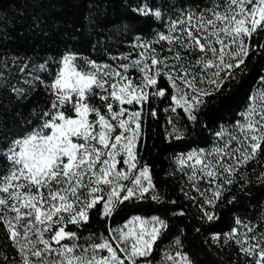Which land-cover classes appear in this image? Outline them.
Masks as SVG:
<instances>
[{
  "label": "snow or ice",
  "instance_id": "6c2138e0",
  "mask_svg": "<svg viewBox=\"0 0 264 264\" xmlns=\"http://www.w3.org/2000/svg\"><path fill=\"white\" fill-rule=\"evenodd\" d=\"M133 11L165 19L159 7L144 0ZM162 27L152 39L135 37V58L122 54L117 65L64 53L46 85L48 107L21 125L22 131L0 127V264H151L147 258L168 228L159 216L132 215L120 227H109L99 242L80 230L93 210L104 219L126 204L161 202L139 154L144 118L158 116L151 101L169 99L164 112L181 109L196 123L207 98L236 78L257 47L251 41L264 32V0H191L172 6ZM162 78L168 89L158 87ZM260 81L264 85V76ZM12 91L24 95L22 89ZM167 123L172 126L168 136L182 139L171 115ZM215 137L221 143L211 150L177 157L180 171L187 166L191 187L203 198L201 218L209 222L218 219L210 209L226 186L237 175L248 183L242 169L264 155V88L250 93L238 118L221 126ZM204 180L209 187L201 191L197 181ZM257 180L264 183V172ZM69 225L77 231L66 230ZM211 240L234 242L243 264H264V231L257 232V225L236 218L229 232L213 234ZM174 243L182 247L179 238ZM9 244L18 259L3 253ZM168 261L193 264L181 251L165 253L162 264Z\"/></svg>",
  "mask_w": 264,
  "mask_h": 264
},
{
  "label": "trees",
  "instance_id": "16d2710c",
  "mask_svg": "<svg viewBox=\"0 0 264 264\" xmlns=\"http://www.w3.org/2000/svg\"><path fill=\"white\" fill-rule=\"evenodd\" d=\"M144 2L152 8L159 7L165 19L145 17L133 11L142 0H0V127L22 131L21 125L26 126L27 121L35 120L37 114L48 107L51 94L46 91V85L54 79L64 53L71 51L98 63L113 65L122 62L119 59L122 54L132 53L135 58L131 47L134 38L152 39L156 32L164 30L162 25L171 7L191 0ZM251 43L257 47L246 58L242 70L237 69L234 80L207 98V103L197 113L196 123L188 121L181 109H177V114L164 112L171 103L169 99L157 97L151 101L149 107L156 108L158 116H145L139 154L141 163L150 167L161 202L146 200L126 204L112 217L104 219L93 210L89 222L80 230L81 236L94 234L99 242V236L107 235L109 227L118 228L132 215H155L165 220L168 228L147 258L151 264H162L165 253L174 255L177 251L186 253L193 264H243L237 254L238 245L231 241L215 243L211 236L229 232L236 218L257 225V232L264 231L260 227L264 223V183L257 180L264 172V155L259 158L260 163L250 162L242 169L248 183L237 175L235 183L226 186L228 190L223 198L210 209L218 216L211 222L201 218L199 204L203 198L191 187L188 173L180 171L177 157L191 149H210L219 143L215 132L238 118L250 93L264 88L260 81L264 76V48L259 47L264 44V32L256 35ZM112 57L118 59L112 60ZM41 65L45 67L42 69ZM158 87L168 89L165 78L159 80ZM14 88L22 89L24 95L13 92ZM170 115L182 139L168 136L172 128L167 123ZM197 183L201 191L209 187L205 181ZM188 196L197 199L190 200ZM181 211L183 215H174ZM66 230L77 231L71 225ZM176 238L180 239L182 247L175 245ZM3 244L0 241V245ZM2 251L10 260L18 259L10 244L3 246Z\"/></svg>",
  "mask_w": 264,
  "mask_h": 264
},
{
  "label": "rangeland",
  "instance_id": "374dc122",
  "mask_svg": "<svg viewBox=\"0 0 264 264\" xmlns=\"http://www.w3.org/2000/svg\"><path fill=\"white\" fill-rule=\"evenodd\" d=\"M219 143H221V141H219ZM219 143H216V144H214L213 146H216V145H218ZM211 149H212V147H211L210 149H207V150H211ZM192 150H194V149H191V150H189V151H187V152H185V153H181V154H187V153H189V152L192 151ZM181 154H179V156H180ZM180 166H181V165H180ZM184 167H185V171L189 174L188 169H187V166L185 165ZM204 181H205V183H207V180H204ZM127 220H128V219H127ZM127 220H126V221H127ZM123 223H124V222H123ZM123 223H122V224H123ZM122 224H121V225H122ZM121 225H120V226H121ZM120 226H119V227H120ZM173 256H175V254H174ZM167 264H172V262H171V261H168Z\"/></svg>",
  "mask_w": 264,
  "mask_h": 264
}]
</instances>
